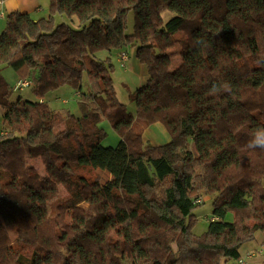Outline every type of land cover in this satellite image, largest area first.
<instances>
[{
	"label": "trees",
	"instance_id": "16d2710c",
	"mask_svg": "<svg viewBox=\"0 0 264 264\" xmlns=\"http://www.w3.org/2000/svg\"><path fill=\"white\" fill-rule=\"evenodd\" d=\"M49 11L8 15L0 67L31 80L40 98L74 89L81 116L12 101L0 79V264L242 259L241 247L264 234V150L246 148L264 126V0H50ZM125 48L149 73L130 96L137 118L117 98L111 57L96 56ZM105 120L121 138L115 147L103 144ZM157 122L172 140L154 147L143 135ZM60 186L70 197L52 215ZM202 196L215 220L198 235Z\"/></svg>",
	"mask_w": 264,
	"mask_h": 264
},
{
	"label": "rangeland",
	"instance_id": "374dc122",
	"mask_svg": "<svg viewBox=\"0 0 264 264\" xmlns=\"http://www.w3.org/2000/svg\"><path fill=\"white\" fill-rule=\"evenodd\" d=\"M46 4L47 5L44 6V10L37 17L45 18L49 16V2H47ZM163 15L166 21H169L171 18L174 17V14L172 12H165ZM64 19H66L67 21V18ZM134 20V13L131 12L128 16L129 31L133 30ZM6 24V19L1 21L0 34L3 32V29L6 27ZM96 56L97 59L100 61L106 60L108 57H111L114 65V71L112 76L118 99L120 100V102L126 105L128 110L137 118V106L135 103H131L130 96L141 86L132 75V73H134L131 69L133 65H131V62L129 61L126 67L121 66V64L118 63L116 60V57L118 55H112L107 51H101L97 53ZM176 64L177 63H174V65ZM18 77L19 76L13 68L7 67L5 65L0 67V79L6 81L10 85V87L13 88L16 81L19 79ZM20 97H22L23 99L35 100L36 97L33 93V87L27 88L20 92H14L12 95V101H16ZM77 99L78 94L75 92L74 89L69 87H62L57 92L51 93L47 99L44 98V101H46L49 106L54 110H68L76 114L77 116H81V108L78 104ZM3 116L4 110L2 107H0V132L4 129ZM103 128L107 133V137L103 141V144L105 146H117L121 139L119 134L112 128V126L107 120L103 122ZM143 138L146 144L153 145L154 147L167 145L172 140L167 128L160 122L147 126L144 131ZM30 163L40 175L45 176L47 174L46 166L42 159L31 160ZM81 174L89 179H94L97 175H99V177L102 178L103 182H106L110 178L108 174L102 173L100 171L88 173L82 170ZM69 197V192L66 191L62 186H60L58 199L51 205L52 215H55L56 211L59 210L60 206L63 205L66 200L69 199ZM200 198H203L205 202L194 210L193 215L195 216V221L193 222L192 226V230L198 235H201L207 231L208 223L213 217V202L210 199V196H202ZM85 207L87 208L88 206L85 205ZM114 237L121 238V230H117L114 233ZM240 252L242 259L246 260V264H264V234L258 231L253 240L246 242L241 247ZM252 253H254V257L247 259V255ZM224 264H238V261L230 260L225 262Z\"/></svg>",
	"mask_w": 264,
	"mask_h": 264
},
{
	"label": "crops",
	"instance_id": "0c3cea01",
	"mask_svg": "<svg viewBox=\"0 0 264 264\" xmlns=\"http://www.w3.org/2000/svg\"><path fill=\"white\" fill-rule=\"evenodd\" d=\"M47 2H49V5H50V0H4L3 1V7L7 12V16L11 13H14V12H22V13L31 14L32 17H34L35 19H38L39 17H37V16L40 15V13L44 10V6L47 5L46 4ZM6 20H7V18H6ZM124 51L128 53L129 59L123 65L119 56ZM117 55L118 56L116 57V60L118 63L121 64V66L126 67L127 63L129 61L131 62V65H133V67H131V69L134 72V73H132L134 79L139 82L141 87L144 86L149 79L148 68L146 65L142 64L138 60L137 55H136V49L135 48L134 49H132V48L126 49L125 48L123 51L119 52ZM35 97H36L35 100H37V101H41V102L44 101V98L41 99L40 97H38L36 95H35ZM117 98H118V96H117ZM33 160H36V159H33Z\"/></svg>",
	"mask_w": 264,
	"mask_h": 264
},
{
	"label": "built area",
	"instance_id": "2783aa9c",
	"mask_svg": "<svg viewBox=\"0 0 264 264\" xmlns=\"http://www.w3.org/2000/svg\"><path fill=\"white\" fill-rule=\"evenodd\" d=\"M7 17H8L7 16V12H6V10L3 7V1H0V22L2 20L6 19ZM120 59L122 61V64L124 65L129 59L128 53L127 52H123L120 55ZM31 87H33V82L31 80H29V79H19V80L16 81V83L13 86L12 90L14 92H20V91H23V90H25L27 88H31ZM204 202H205V200H203V198H199L198 200H196V203H198V204H204ZM210 220L214 221L215 218L212 217ZM252 257H254V253L247 255V259H250ZM238 264H246V260L245 259H240L238 261Z\"/></svg>",
	"mask_w": 264,
	"mask_h": 264
},
{
	"label": "clouds",
	"instance_id": "9594fccd",
	"mask_svg": "<svg viewBox=\"0 0 264 264\" xmlns=\"http://www.w3.org/2000/svg\"><path fill=\"white\" fill-rule=\"evenodd\" d=\"M246 148L250 150H264V126L257 127L250 134Z\"/></svg>",
	"mask_w": 264,
	"mask_h": 264
}]
</instances>
